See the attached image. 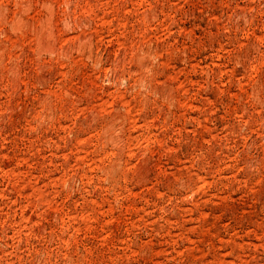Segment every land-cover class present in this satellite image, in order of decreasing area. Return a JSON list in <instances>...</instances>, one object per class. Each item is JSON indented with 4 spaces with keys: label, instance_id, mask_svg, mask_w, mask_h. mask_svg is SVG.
<instances>
[{
    "label": "rangeland",
    "instance_id": "rangeland-1",
    "mask_svg": "<svg viewBox=\"0 0 264 264\" xmlns=\"http://www.w3.org/2000/svg\"><path fill=\"white\" fill-rule=\"evenodd\" d=\"M0 264H264V0H0Z\"/></svg>",
    "mask_w": 264,
    "mask_h": 264
}]
</instances>
